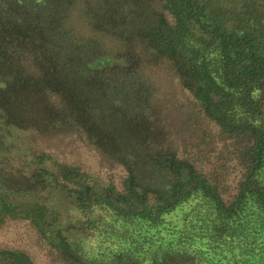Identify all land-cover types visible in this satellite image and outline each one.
I'll return each mask as SVG.
<instances>
[{"label": "trees", "instance_id": "trees-1", "mask_svg": "<svg viewBox=\"0 0 264 264\" xmlns=\"http://www.w3.org/2000/svg\"><path fill=\"white\" fill-rule=\"evenodd\" d=\"M13 222L61 264H264V0H0Z\"/></svg>", "mask_w": 264, "mask_h": 264}, {"label": "rangeland", "instance_id": "rangeland-1", "mask_svg": "<svg viewBox=\"0 0 264 264\" xmlns=\"http://www.w3.org/2000/svg\"><path fill=\"white\" fill-rule=\"evenodd\" d=\"M215 130L214 128L212 129ZM83 160H87V163H90L94 166L95 170L101 171L105 174H112L114 178H119L121 170L120 168H114L113 170L107 168H97L95 161L90 156L81 157ZM44 199L48 200L51 203L59 204L58 201H54V195L51 192H45ZM62 201V206L66 203L65 200ZM67 204V203H66ZM65 208L70 209L68 204L65 205ZM0 246H16L26 248L33 259L39 264H61L58 262H52L50 258L46 255L44 249L40 247L36 240V235L32 228L26 222H13L7 224L2 229H0Z\"/></svg>", "mask_w": 264, "mask_h": 264}]
</instances>
